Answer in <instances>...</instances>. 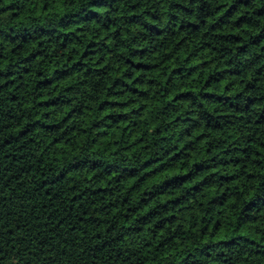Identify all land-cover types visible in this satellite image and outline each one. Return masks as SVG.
Instances as JSON below:
<instances>
[{
    "label": "trees",
    "instance_id": "obj_1",
    "mask_svg": "<svg viewBox=\"0 0 264 264\" xmlns=\"http://www.w3.org/2000/svg\"><path fill=\"white\" fill-rule=\"evenodd\" d=\"M0 264H264V0H0Z\"/></svg>",
    "mask_w": 264,
    "mask_h": 264
}]
</instances>
